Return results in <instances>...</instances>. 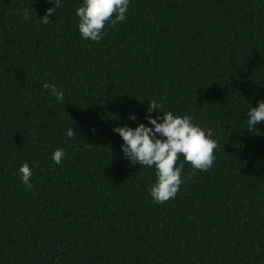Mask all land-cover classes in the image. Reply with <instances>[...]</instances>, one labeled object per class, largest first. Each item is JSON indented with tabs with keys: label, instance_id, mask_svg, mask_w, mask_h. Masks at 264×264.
Masks as SVG:
<instances>
[{
	"label": "trees",
	"instance_id": "trees-1",
	"mask_svg": "<svg viewBox=\"0 0 264 264\" xmlns=\"http://www.w3.org/2000/svg\"><path fill=\"white\" fill-rule=\"evenodd\" d=\"M0 264H264V0H0Z\"/></svg>",
	"mask_w": 264,
	"mask_h": 264
}]
</instances>
